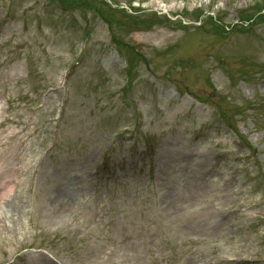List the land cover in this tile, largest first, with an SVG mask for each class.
Listing matches in <instances>:
<instances>
[{"label": "rangeland", "instance_id": "374dc122", "mask_svg": "<svg viewBox=\"0 0 264 264\" xmlns=\"http://www.w3.org/2000/svg\"><path fill=\"white\" fill-rule=\"evenodd\" d=\"M0 264H264V0H0Z\"/></svg>", "mask_w": 264, "mask_h": 264}, {"label": "bare ground", "instance_id": "6f19581e", "mask_svg": "<svg viewBox=\"0 0 264 264\" xmlns=\"http://www.w3.org/2000/svg\"><path fill=\"white\" fill-rule=\"evenodd\" d=\"M159 4L160 3L156 4L157 8H160ZM202 184L203 183H199V182L197 183L195 181L192 182L191 180L186 181V182H184V185L183 184L177 185L176 189H172L173 194L168 193V195L166 197L172 198V200L180 199V193H181L182 194L181 198L184 201H190V202L194 203L196 200H200L203 196L204 189L199 187V186H202ZM178 186H180V188H178ZM181 186H184V187H181ZM168 189H170V188H168ZM218 189H219V187H218ZM96 210H97L96 207L95 208L92 207V210H91L92 217L97 214ZM90 221H92V219Z\"/></svg>", "mask_w": 264, "mask_h": 264}]
</instances>
